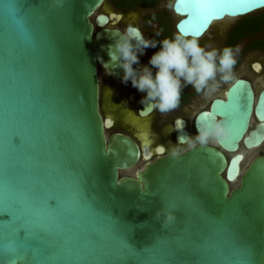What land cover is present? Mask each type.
<instances>
[{
	"label": "water",
	"instance_id": "water-1",
	"mask_svg": "<svg viewBox=\"0 0 264 264\" xmlns=\"http://www.w3.org/2000/svg\"><path fill=\"white\" fill-rule=\"evenodd\" d=\"M105 3L0 0V244L16 246L0 264H264V153L242 165L264 144V89L235 78L193 122L223 119L230 135L177 155L108 133L98 65L122 80L108 51L123 30ZM171 8L177 33L199 38L264 3ZM173 127L172 143L191 137Z\"/></svg>",
	"mask_w": 264,
	"mask_h": 264
},
{
	"label": "clouds",
	"instance_id": "clouds-1",
	"mask_svg": "<svg viewBox=\"0 0 264 264\" xmlns=\"http://www.w3.org/2000/svg\"><path fill=\"white\" fill-rule=\"evenodd\" d=\"M112 37L114 43L109 45L108 56L111 62L123 69V82L130 80L133 87L145 93L142 103L147 102L161 113L178 106L181 81L185 85L191 84L197 92L205 88L212 92L216 85L210 86L209 81L215 80L218 72L222 81L232 79V68L236 61L231 47L209 50L200 46L197 38H188L183 33H178L172 39L159 41V49L149 59L151 67L146 65L137 71L133 65L138 63V53L142 54L143 49L149 46L155 47L157 41L144 38L139 29L132 25ZM103 67L106 73L111 74L109 63H105ZM152 68L156 69L155 73ZM196 129L194 137H178V145L183 142L191 148L196 144L219 143L231 132L223 119L202 122ZM183 150L172 148L171 153L177 155ZM0 249L15 254V242L8 240L0 244Z\"/></svg>",
	"mask_w": 264,
	"mask_h": 264
},
{
	"label": "flooded vegetation",
	"instance_id": "flooded-vegetation-1",
	"mask_svg": "<svg viewBox=\"0 0 264 264\" xmlns=\"http://www.w3.org/2000/svg\"><path fill=\"white\" fill-rule=\"evenodd\" d=\"M158 1L159 0H156L151 5L132 4V5H129L121 9L120 8L118 9L116 7L118 10L121 11L120 12L121 17H119V19H117L115 23H111L112 20H110L107 26L124 30L128 26L126 25L124 28L121 26L123 22L125 21L124 14H123L124 10L130 9V8L152 9L157 5ZM158 14H159L158 12H152V14L151 13L149 14V16L151 17L150 20L156 22L157 29L153 32L147 31V29L144 28L143 26L141 27L133 23L129 24V25L137 27L139 31L143 34L144 38L157 41L155 47L149 46L143 49L142 54L138 53V57H139L138 63L133 65V68H135L137 71H140L141 68L146 65L151 67V65H149V59L151 55L155 53L160 47L159 41H161V19L159 20L157 19ZM247 21L254 22L253 23L255 24L254 26L255 27L257 26V29L259 28V30L252 31L245 36L250 41L249 47L247 48L246 52L261 51L264 53V33H263L264 32V14L256 15L253 19H248ZM232 28L233 26L231 27V29ZM97 29L98 28L95 27V30ZM230 30L226 34L227 38L230 33ZM256 67H259V68L257 69ZM250 68L254 73L258 75L257 78L255 77V79H253V78H248L244 76L239 77V78H244L248 80L251 83L255 96H257L259 91L264 89V76L261 77L262 75H264V63L254 61L250 63ZM152 71L153 73H155L156 69L152 68ZM233 71L234 69L232 70V72ZM98 75H99V85H100L101 114L106 117H112L114 121V124L111 128H109L108 133L111 130H112L111 132L126 133L139 144L141 149L147 148L151 152L154 150L153 151L154 156L157 154L156 148L158 145L161 146L162 144L164 148L166 147L168 148V146H170L169 148H171L174 145L177 146V144L172 143L173 141L175 142V130L173 127V122L177 119H182L185 121L186 128L190 132L191 137H194L193 135H196V132L194 130V126H192L191 128L189 120H190V116L192 115L191 113L195 111L196 109V105L195 104L192 105L191 103L194 102V100L195 102L196 100H199L202 102V104H204L208 99H210L211 101L214 95L220 94V93L217 94L218 91L209 92L207 88H205L204 90L200 92H197L191 84L185 85L184 82H181L179 103H178V106L174 108L180 113H177L176 115L171 117L172 121L168 125L167 121L165 122L163 118L161 119V112L153 109L152 107H150V110L148 111L146 115H140V111L145 110L147 106L146 105L147 102L142 103V100L145 97V93L138 91L135 87H133L130 80L128 82H123V80H117L113 73L111 74L106 73L104 70V67L100 65H98ZM261 83H262V86L258 88L259 86L257 84H261ZM209 85L211 86L210 82H209ZM105 94H106V97L104 98ZM108 107L114 109V112L116 110L121 115L124 116L125 118L124 126L125 127H122L120 125L118 120H116V118H114L113 115L110 114L111 112H107ZM203 109H205V107L201 108L199 111ZM198 112H196V114ZM161 120L164 121L165 123L164 122L161 123ZM115 121L117 122L115 123ZM193 122H194V118H193ZM255 123H256V120H255ZM137 128L140 130H138ZM145 143H146V146H144Z\"/></svg>",
	"mask_w": 264,
	"mask_h": 264
},
{
	"label": "rangeland",
	"instance_id": "rangeland-1",
	"mask_svg": "<svg viewBox=\"0 0 264 264\" xmlns=\"http://www.w3.org/2000/svg\"><path fill=\"white\" fill-rule=\"evenodd\" d=\"M171 2L172 0H159L157 2V5L152 9L130 8V9L124 10L123 14H124L125 21L123 22L121 26L124 28L126 25L133 23L141 27L143 26L149 32H153L157 29L156 22L150 20L151 17L149 16V14L150 13L152 14V12H158L159 14L157 15V19L158 20L161 19V40L165 38L172 39L176 34H178L174 28V22L177 20L178 17L174 14V12L172 11V8L170 7ZM106 4L107 5L103 7V10L107 9V10H111L114 12H121L120 10L116 8V5L114 4L112 0H106ZM263 13H264V9L255 11L245 17H238V18L230 19L227 22L225 21L224 24H221V22L215 23L214 25L211 26V28L205 33V35L202 38L197 39L199 45L206 49L210 50L212 48H215L217 50H221L224 47H231L233 48L235 52L236 62L232 68V70L234 69V71L232 72V79L226 82L222 81L220 79V73L218 72L215 80L209 81L211 85L213 84L216 85L215 91L213 92L218 91L217 94L218 93L221 94L226 89V87L237 77L244 76V77L253 78V79H255V77L257 78L258 75L251 70L250 63L254 61L264 63V53L261 51L246 52L247 48L249 47L250 41L245 36L239 38L238 41H236L233 45H231L226 39L227 38L226 34L231 29V27L234 26L239 21L245 20V19L246 20L253 19L256 15L263 14ZM92 18L93 17H91V19ZM263 76L264 75H262L261 77ZM257 85L259 86L258 88H260L262 86V83L257 84ZM209 103H210V99H208L204 104H202V102L199 100H196V102L194 100V102L191 103L192 105L193 104L196 105V109L195 111L191 113L192 115L190 116V120H189L191 128L193 126V118L196 112H198L203 107L205 108L208 107ZM107 112H111L110 114H112L113 117L119 121L120 125L122 127H125L124 126L125 118L123 115H121L116 110L114 112V109L110 107L107 108ZM177 113H180V112H178L176 109L161 113V119L163 118L164 121L165 122L167 121V124L169 125L172 121L171 117H173ZM164 121L161 120V123H163ZM245 153H247L246 154L247 159L244 161L243 167L247 165L249 159L254 154L264 153V147H259L253 150V152L246 151Z\"/></svg>",
	"mask_w": 264,
	"mask_h": 264
},
{
	"label": "trees",
	"instance_id": "trees-1",
	"mask_svg": "<svg viewBox=\"0 0 264 264\" xmlns=\"http://www.w3.org/2000/svg\"><path fill=\"white\" fill-rule=\"evenodd\" d=\"M116 7L119 9L125 8L129 5L136 4V5H151L156 0H112ZM264 14V13H263ZM248 16V15H245ZM243 16V17H245ZM254 22H248L246 19L239 21L233 28L230 30L228 35V42L233 45L239 38L246 36L252 31H258L257 26L255 27L253 24ZM257 29V30H256Z\"/></svg>",
	"mask_w": 264,
	"mask_h": 264
},
{
	"label": "bare ground",
	"instance_id": "bare-ground-1",
	"mask_svg": "<svg viewBox=\"0 0 264 264\" xmlns=\"http://www.w3.org/2000/svg\"><path fill=\"white\" fill-rule=\"evenodd\" d=\"M172 3V2H171ZM107 4L105 3V5L104 6H106ZM103 6V7H104ZM255 12V11H254ZM176 16H177V14H175ZM234 18H238V17H224L223 19H221V20H218V21H214L211 25H210V27L204 32V34L202 35V36H200L199 38H197V39H200V38H202L204 35H205V33L211 28V26L212 25H214L215 23H220L221 22V24H224V22L226 21H228V20H230V19H234ZM119 19V18H118ZM178 19V18H177ZM112 23V22H111ZM188 38H192V37H188ZM257 69L259 68V67H256ZM225 91V90H224ZM224 91L222 92V93H224ZM106 97V94H105V96H104V98ZM105 106V105H104ZM117 120V119H116ZM253 121V124H255V120L253 119L252 120ZM117 121H115V123H116ZM119 122V121H118ZM117 125V124H116ZM136 125V124H135ZM142 126V125H141ZM150 127V126H149ZM140 128V127H139ZM142 128V127H141ZM144 128V127H143ZM138 129V128H137ZM138 130H140V129H138ZM172 131V130H171ZM149 132V131H148ZM165 132V131H164ZM148 134V133H147ZM136 136V135H135ZM144 137V136H143ZM154 137V136H153ZM152 137V138H153ZM138 140V139H137ZM142 140V139H141ZM146 140V139H145ZM140 141V140H139ZM142 142V141H141ZM150 143V142H149ZM209 143H213V142H209ZM151 144V143H150ZM144 146H146V143L144 144ZM143 146V147H144ZM148 147V146H147ZM170 146H168V148L166 149L167 151L169 150H171L172 148H180V149H185V148H187V146H186V144L184 143L183 145H174L173 147H171V148H169ZM259 147H264V144L262 145V146H259ZM259 147H257V148H259ZM257 148H254V149H249V150H245V148H243V150H245V151H248V152H253V150H255V149H257ZM146 149V148H145ZM154 149V148H153ZM154 151V150H153ZM152 151V152H153ZM150 153H152L151 151H149ZM227 154V156H230L231 155V153H229V152H227L226 153ZM229 154V155H228ZM243 154V153H242ZM247 154V153H246ZM244 155V154H243ZM244 158L245 159H247V156L246 155H244ZM243 163H244V161H243ZM243 163H242V165H243ZM141 164H143V163H141ZM236 182V180H232L231 181V184H234Z\"/></svg>",
	"mask_w": 264,
	"mask_h": 264
},
{
	"label": "snow or ice",
	"instance_id": "snow-or-ice-1",
	"mask_svg": "<svg viewBox=\"0 0 264 264\" xmlns=\"http://www.w3.org/2000/svg\"><path fill=\"white\" fill-rule=\"evenodd\" d=\"M206 2L213 3L220 7H235L255 2V0H206ZM258 2L264 3V0H258Z\"/></svg>",
	"mask_w": 264,
	"mask_h": 264
}]
</instances>
